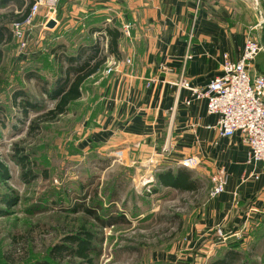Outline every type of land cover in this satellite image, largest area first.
<instances>
[{
	"label": "rangeland",
	"instance_id": "rangeland-1",
	"mask_svg": "<svg viewBox=\"0 0 264 264\" xmlns=\"http://www.w3.org/2000/svg\"><path fill=\"white\" fill-rule=\"evenodd\" d=\"M15 3L0 4V24L12 27L17 21L22 10ZM45 19L37 15L31 26L24 27L26 47L15 37L0 44V162L9 172L6 180L0 177V196L11 193L18 199L7 215L0 216V264H28L46 257L54 244L81 225L99 235L101 255L96 264H195V257L184 256L190 250L188 231L210 195L211 177L201 179L199 188L192 191L161 188L154 179L150 181L156 168L135 154L133 158L125 149L111 146L85 148L81 140L84 127L102 110L99 77L84 83L82 98L72 103L67 114L56 120L42 115L56 101L42 93V82L30 78L31 73L37 72L53 84L59 64L51 50L64 43L71 53L82 42L52 32L45 27ZM263 59L264 50L250 62L247 71L251 77L264 73ZM19 89L30 100L39 101L41 110L25 116L13 105V93ZM88 125L92 130L94 124ZM16 146L24 147L34 161L36 177L30 182L17 162ZM98 203L108 208H102L103 216L125 221L102 227L92 215L77 211L87 206L99 208ZM231 240L228 246L242 253L234 264H264V218L250 224L242 238ZM226 249L200 257L198 264H209ZM69 260L72 257L61 259Z\"/></svg>",
	"mask_w": 264,
	"mask_h": 264
},
{
	"label": "crops",
	"instance_id": "crops-1",
	"mask_svg": "<svg viewBox=\"0 0 264 264\" xmlns=\"http://www.w3.org/2000/svg\"><path fill=\"white\" fill-rule=\"evenodd\" d=\"M58 12L61 21L52 32L83 43L98 37L104 50L108 36L98 27L118 26L123 32L125 24L131 26L119 48L120 59L131 57L132 63L91 76L100 78L102 110L84 127L85 148L111 146L135 154L156 168L150 181L161 188L175 189L162 185L158 173L184 167L180 160L187 156L201 160L196 168L186 167L193 178H209L219 167L227 171L225 191L209 195L199 208L184 256L198 264L210 246L223 247L234 232L263 220L262 165L248 162L249 147L240 133L220 135L207 98H195L177 84L185 78L205 89L221 73L224 54L239 60L250 33L261 39L262 25L252 29L263 18L262 0H62ZM188 52L192 57L186 60Z\"/></svg>",
	"mask_w": 264,
	"mask_h": 264
},
{
	"label": "trees",
	"instance_id": "trees-1",
	"mask_svg": "<svg viewBox=\"0 0 264 264\" xmlns=\"http://www.w3.org/2000/svg\"><path fill=\"white\" fill-rule=\"evenodd\" d=\"M12 2H16L15 4L22 10V14L18 15L17 21H24L30 13L33 0H29V2L27 0H0V4L2 5ZM57 19L61 21L58 9ZM98 28L99 29L96 31L105 32L108 36L107 53L103 54L104 50L101 47L99 39L88 40L84 43L82 42L71 53L66 50L65 44L61 43L54 47L50 52L59 64V75L55 78L53 84L50 85L49 82L37 72L31 73L30 78L32 77L38 82H42V93L56 101L53 108L42 114L44 116H50L49 120H56L62 115L67 114L72 103L82 98L84 83L91 76L104 68L107 56L114 55L118 59L122 57L119 48V40L122 38L123 34L125 35L124 30L122 32L118 26H101ZM13 37H15L13 25L10 27L6 24H0V44L6 41H11ZM2 58L3 50L0 48V64ZM12 103L17 106L25 116H27L30 111L41 110L40 102L30 100L24 89H19L13 93ZM16 149L18 152L16 159L22 167L23 177L30 182L36 177L33 169L34 161L32 160V156L24 147L16 146ZM8 173L7 167L0 162L1 180H6L9 175ZM157 179L164 186H170L182 191L196 190L200 186V179L193 178V172L186 167H179L177 170L169 168L164 172L158 173ZM17 200L15 194H1L0 216L7 215L9 209L15 205ZM99 205V208L87 206L78 209L77 211L84 210L86 213L92 215L95 221L102 227L113 226L125 221L123 218L103 216L101 214L103 206L101 203ZM104 210L105 209L103 208V211ZM106 210H108V208H106ZM104 215H107V213L105 212ZM98 236V233H96L93 228L81 225L77 231L67 234L62 238V241L54 244L49 249L46 257L34 259L28 264H82L84 262L87 264H96L97 258L101 255L99 246L100 239ZM232 243L233 242L230 239V241L223 246L227 247L226 252L221 256L216 257L209 264H234L241 260L242 253L236 248L228 246ZM218 249H221V247L210 246L201 257L207 258L208 256L215 254ZM66 257H72V260L62 262L61 259ZM76 260H79V262H75ZM187 264H191V262H188Z\"/></svg>",
	"mask_w": 264,
	"mask_h": 264
},
{
	"label": "built area",
	"instance_id": "built-area-1",
	"mask_svg": "<svg viewBox=\"0 0 264 264\" xmlns=\"http://www.w3.org/2000/svg\"><path fill=\"white\" fill-rule=\"evenodd\" d=\"M61 0H33L30 13L24 21L13 24L14 36L22 48L26 47V25L31 26L33 20L42 11L44 12L46 27L51 19H57L58 4ZM264 12V0H262ZM264 22V15L252 30L257 29ZM130 24H125L123 30L129 35ZM264 47L260 38L250 33L245 41L244 50L239 60H232L228 54L223 55L221 73L210 80L205 89L192 86L187 79L177 84L189 89L195 98H207V111L209 114L218 115L216 128L223 137H231L240 133L242 140L248 145V162L259 163L264 169V73L251 77L247 71L253 61ZM192 56L188 52L185 59ZM132 59H118L114 55L107 56L104 73L107 75L121 70L126 64H131ZM190 103V100H187ZM200 158L187 156L180 160V164L187 168H196L200 165ZM257 177V174H254ZM213 187L210 195L216 197L225 191L228 174L224 167L217 168L212 176ZM242 232L237 230L232 237L242 238ZM227 240V237H223Z\"/></svg>",
	"mask_w": 264,
	"mask_h": 264
},
{
	"label": "water",
	"instance_id": "water-1",
	"mask_svg": "<svg viewBox=\"0 0 264 264\" xmlns=\"http://www.w3.org/2000/svg\"><path fill=\"white\" fill-rule=\"evenodd\" d=\"M56 25H57V22H56L55 19H51L47 23V27H49V28H54ZM260 40H261V43H262V45L264 47V22L262 23L261 39Z\"/></svg>",
	"mask_w": 264,
	"mask_h": 264
}]
</instances>
